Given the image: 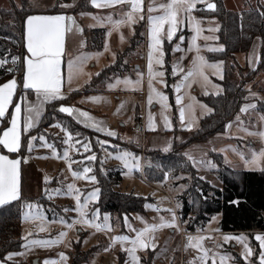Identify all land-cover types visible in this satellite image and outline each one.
Segmentation results:
<instances>
[{
  "label": "crops",
  "instance_id": "crops-1",
  "mask_svg": "<svg viewBox=\"0 0 264 264\" xmlns=\"http://www.w3.org/2000/svg\"><path fill=\"white\" fill-rule=\"evenodd\" d=\"M167 0H143V16L144 19H136L134 23L131 25L125 23L121 24L118 29L113 30V26L110 22L107 21L108 17H111L112 20H119L124 17V13L129 11L130 8L127 5H115L112 7L105 8H97L94 7L91 3V0H88V4L91 7L90 10L81 11L78 13H67V12H34L29 16L33 15H43V16H55V15H63L66 18L71 17L72 20H65L66 26L70 29L65 32V44H64V55L62 56V64L61 71L64 77L62 93L65 96L66 100L73 93L81 92L88 84L92 82L94 78H96L105 68L116 63L118 58V53L122 52L125 48L128 47L130 40L135 36L136 28L143 24L144 26V40L145 44L142 43L137 49L134 50L132 58L130 60V64L135 69L132 74L126 76H116L110 79L104 86L101 91H94L89 94H80L76 97L74 102L64 103L66 106H72L76 109H80L86 111L90 114V116L96 121L100 123V126L105 128L106 130H110L116 133V136H108L106 132H98L94 128L85 127L83 124L78 123L73 117V119L80 124L81 126L90 129L100 136L102 141H107V145H99L100 147H104L110 150H118L124 147L125 149H132L133 147H137L139 145L141 147L144 146L145 150L162 152L167 154L171 152L174 148L176 142L185 141L189 134L194 133L200 125V122L203 118L210 115L212 113V108L205 103L201 96L208 95H219L224 92V87L222 81L225 78V69L224 62L222 60H210L207 57L209 53H220L224 50V45L219 42V28L220 24L216 18L210 19H201L196 16L195 10L198 5L207 4L208 0H196L195 7L190 14L181 13V20L183 21L176 31L171 45V67L173 63L179 62L180 66L184 69V72H187L190 67L191 61L195 55V52H189L188 46L191 41L194 32L192 30V26L189 24V15L194 18L193 23H198L199 27L202 29L200 34V38L195 41L197 45L200 46V54L206 58V60L211 63L222 62L219 65V71L216 69L206 68L205 74L208 77V81L205 82L199 77L195 78L190 82V87L185 86L181 88L180 93H176L174 90V85L180 80V77L183 73H179L174 78L172 83V95L174 99V106H172L170 97L168 93H166L167 80H166V71H165V43L167 41L166 37L164 38V42L162 45V49L164 52L163 60L164 66L161 69L159 65L154 64V68L156 70H162L165 72V76L163 80L164 84L157 82V80H153V86L156 91L163 93L167 96L166 103L169 105L167 109H163L161 104L159 103L158 97L153 94L152 104H148V75H147V58L149 52V45L151 43L150 34H149V22H148V8L150 5L155 4L158 5L160 3H165ZM226 8L227 5L223 0ZM6 4V0L4 1ZM256 7V6H249ZM264 7V5H263ZM230 10L238 11L234 8H228ZM159 11H155L151 13V15H158ZM27 20V18H26ZM26 20L24 23V32L26 33ZM167 25H165L166 31ZM79 29V30H78ZM96 29H104L105 36L102 48L99 50H89L86 30H96ZM211 29V31H210ZM110 33V34H109ZM180 36H184L185 40L181 42L179 40ZM122 37V38H121ZM204 37H211V39L205 40ZM176 44H180L182 51L173 52V48H175ZM107 45V47H105ZM211 48H222V51H208L207 49ZM25 48H26V38H25ZM140 54H145V60L134 62V57H139ZM155 54V53H154ZM29 54L26 49L25 57ZM24 57V58H25ZM80 57H87L84 60L81 71L74 75L71 82L68 81V68L67 63L69 60H77ZM237 62L244 67L248 66L250 69H256L260 63L261 59V48H260V40H254L250 50L247 53H240L237 55ZM139 68V69H137ZM24 70V65H23ZM137 70L140 73H143V79L141 85L136 87L134 90L132 88H126L123 83L117 84L115 88L109 89V84H115L117 79L121 81L124 78H129L131 80H136ZM23 75V74H22ZM18 81V85L20 84L17 77H15ZM3 84V83H2ZM258 85V84H257ZM257 85L249 87L248 94L245 104H255V109H249L246 113H239L234 117L233 121L230 123L228 130L225 133L218 134L211 139L205 142H197L188 145L183 154L185 158L190 161L193 166L192 160L188 157L191 156L197 163L196 166H193L196 170L197 175L204 180L212 182L218 188H222V183L216 176L215 172L217 170V164L210 158L211 153L221 154L227 166L236 170V171H264V162H261L257 165H252L250 163H246V157L248 160H251L252 154L257 153L261 150H264V143L261 140V137L257 135L258 132H264V121L260 120V117L264 116V112L260 111L257 107L258 102L264 103V93H259L255 89ZM71 89V91H70ZM22 89L21 86L17 87V94L14 97V102L18 100L21 95ZM182 96V105L186 108L185 118L183 122L180 120L179 115V107L176 105V96ZM90 97H98L100 98L98 101L90 100ZM27 100L28 102H36L35 94L28 90L27 92ZM191 105V108L188 109L187 106ZM241 106V107H242ZM12 108H9V114H6L4 121H0V130H2V123L10 120V112ZM44 110H46V105L44 106ZM43 110V112H44ZM42 112V114H43ZM45 113V112H44ZM151 113L153 117V127H149V114ZM163 113V115H162ZM67 115V114H65ZM176 115V120L174 117ZM164 116H167L169 121V126H165ZM239 116V121L237 117ZM71 117V116H70ZM83 119V118H81ZM22 121H23V111H22ZM39 122V121H38ZM144 124L146 129V134L141 136L139 133L133 131V135L129 136L127 133L121 137L120 135V127L129 126L130 129L137 128L139 124ZM32 128L28 133L22 135V148L19 153H8L6 150L0 149V154L7 155L9 159H19L21 162L18 165L19 169V187H20V199L24 196V174H23V161L21 158V154L26 149L27 145V137L28 134H32L33 130L36 128ZM251 133V134H250ZM187 137L183 136L185 135ZM126 137V141L122 139ZM133 139L137 141V144L133 142ZM101 141V140H100ZM243 141L244 143H240ZM141 143V144H140ZM121 145V146H120ZM256 146L260 148L256 149ZM167 149V150H165ZM6 151V152H5ZM137 152V151H135ZM10 154H16V157H12ZM242 154V155H241ZM142 160V164L144 165V174H142L143 179L146 182L147 179L145 177V157L143 158L142 154H139ZM169 174H166L167 176ZM170 176V175H169ZM174 183L180 182L179 177L177 179H173ZM217 180V181H214ZM150 182V181H149ZM177 188H180V192H183L182 184H180ZM154 189V188H153ZM157 191V190H156ZM159 192V191H158ZM161 193V192H160ZM164 194V193H162ZM180 194V193H179ZM13 202V201H12ZM164 202H167L165 198ZM177 202V201H176ZM147 203H151L150 201H146ZM145 204V206H146ZM4 206V205H3ZM2 207V206H0ZM179 207L177 203V208ZM176 208V206H175ZM145 213H132L130 216H126L129 224L133 229L139 230L144 228L147 225L151 224H159L161 222V218L164 221H170L172 218V213H175L176 223L178 228L172 227H160L154 233L151 234L156 247L146 248L143 250L138 249L136 255L140 258L139 264H143L142 259L144 256L149 254L150 252H155L154 259H152L151 264H200L198 259L194 260L195 257L199 256L200 253L197 249L188 247L185 242L182 233L186 230L178 218L177 212L172 207V211H163L159 209H148L146 207ZM219 215V224L221 220V214ZM215 216V215H214ZM125 218V217H124ZM142 218V219H141ZM212 219V218H211ZM209 221L206 226L197 231H189L188 233H196L199 232L196 236L204 237V233L208 232H219V236H217V244L214 250V254H216V264H219V256L220 251L223 249V245H230L233 249L232 253H236L243 262V264H251L254 256V249L252 247V239L257 243L254 239L256 234H264V231H248V232H240V233H228V232H220L219 225L214 229L210 227ZM125 224V223H124ZM209 224V225H208ZM126 226V225H125ZM77 227V226H76ZM77 231L80 233L78 228L71 229L70 237L71 239L75 238L76 235L74 233ZM83 240L85 236L94 232L96 234V240L100 236H106L112 243L113 247H117L116 251L117 255L122 252L119 249L121 246L120 243H113L112 237L118 235H128L130 237H134L136 233L131 231L128 227H126V234H120L118 232V228L113 227L111 232H107L105 230H97L96 228H86L84 230ZM194 236V237H196ZM238 237L242 236L246 238V242L249 244L252 249V255L248 257L247 261L242 257V253L244 251L243 244L238 242L235 239H231L225 243L224 237ZM96 242V241H95ZM97 244V243H96ZM223 244V245H221ZM125 242L123 245L128 246ZM203 248L207 250V243L204 239L202 241ZM130 247V245L128 246ZM259 247V245H258ZM82 248H89L88 244L83 243ZM19 252V251H18ZM125 252V251H124ZM260 252V249H259ZM17 253V252H12ZM126 253V252H125ZM114 254V257H117ZM212 253L209 252V256L211 257ZM16 256V255H15ZM15 256H13L10 260L6 261V264H18L16 262ZM119 257L117 258L118 261ZM0 261H4L1 260ZM120 261V260H119ZM128 261V264H132L131 257L126 253V258L124 260ZM259 261V255H258ZM38 264V263H37ZM87 264V263H86ZM118 264V263H116ZM207 264H212L211 258H209ZM226 264H242L234 262L233 258H229L226 261Z\"/></svg>",
  "mask_w": 264,
  "mask_h": 264
},
{
  "label": "trees",
  "instance_id": "trees-1",
  "mask_svg": "<svg viewBox=\"0 0 264 264\" xmlns=\"http://www.w3.org/2000/svg\"><path fill=\"white\" fill-rule=\"evenodd\" d=\"M208 1L207 4L198 5L195 14L201 19L216 18L220 24L219 42L224 45V50L220 53H209L207 57L210 60H222L224 62L225 78L222 81L224 92L216 96H201V99L212 108V113L201 120L199 128L194 133L189 134L185 141L176 142L171 152L167 154L162 152L146 153L145 175L151 177L149 180L157 182H161L166 174H169L172 179L181 176L186 177L188 188L178 198V202L181 204L178 212L186 231L194 232L203 229L215 214H221L219 228L222 232L264 231V171H236L226 165L221 154L211 153L210 158L218 166L215 174L222 183V188H218L212 182L201 179L183 154L188 145L205 142L218 134L225 133L234 117L239 113L249 91L244 86L245 82L236 77V71L248 70V66L242 67L237 62V55L247 53L256 39L260 40L261 59L256 69L249 70V78L254 76L258 70L264 72V15H261L264 12V7H249L238 12L228 10L223 0ZM27 2V0H23L20 9H0V58L8 59L4 68H0V84L12 77H17L20 84L22 83V62L26 54L24 23L26 18L34 13L26 9ZM208 4H213L215 7L210 9L207 7ZM90 9L88 4V7L82 11ZM2 17L6 18L2 19ZM86 35L89 50L102 48L105 36L104 29L86 30ZM143 39V26L139 25L128 47L118 53L115 64L105 68L81 92L73 93L64 101H53L46 105L45 113L32 134L38 133L37 130L41 125L49 126L54 123L52 115L59 113L62 115L61 120L67 124L66 128L73 135L79 131L90 137L94 149L100 147V143H97V140L100 141L98 133L81 126L70 116L55 109L60 104L74 102L80 94L101 91L113 77L132 74L135 68L131 66L129 59L134 50L142 44ZM171 45L172 42L165 43L166 93H168L171 104L175 108L172 95L174 78L171 75ZM12 56L19 57L15 65L11 62ZM7 68L14 70L9 73L5 70ZM257 107L264 112L263 102H258ZM174 120H176V115ZM6 125L7 121L3 122L2 129ZM10 155L12 157L17 156L16 154ZM93 170L100 188L98 206L102 211L110 212L113 215V223L121 226L124 223V216L147 211L144 198L119 190L123 180L122 171L119 167H110L104 172L100 164L96 163ZM233 201L238 203H232ZM24 203L25 200L22 197L0 207L1 260H4L8 253L20 251L22 247L20 223ZM118 228L122 229L119 226ZM251 244L254 249L251 264H259V247L253 239ZM95 249L94 246L93 252ZM93 252L86 251L83 253L76 250L72 264H82L88 261ZM80 254L85 256L82 258ZM233 260L243 264L237 255L233 257Z\"/></svg>",
  "mask_w": 264,
  "mask_h": 264
},
{
  "label": "snow or ice",
  "instance_id": "snow-or-ice-1",
  "mask_svg": "<svg viewBox=\"0 0 264 264\" xmlns=\"http://www.w3.org/2000/svg\"><path fill=\"white\" fill-rule=\"evenodd\" d=\"M91 3L94 7L105 8L112 7L115 5H127L130 10L124 13V17L119 20H112L111 17L107 18V21L110 22L113 26V30L119 28L121 24H129L135 22L138 19H144L143 16V0H91ZM196 0H167L165 3H160L158 5L152 4L148 8L150 13L148 16L149 22V34L151 43L149 45V52L147 58V75L148 79V104H152L153 94L159 99V103L163 109H167L169 105L166 103L167 96L161 92L156 91L153 86V80L164 84L165 81L163 77L165 72L162 70H156L155 65H159L162 69L164 66V52L162 45L164 38L166 37L167 41L171 42L173 37L178 30L179 25L183 22L181 20V13L190 14L195 7ZM208 8L212 9L215 7L213 4H208ZM159 11L158 15H151V13ZM264 15V12L261 13ZM71 21V17H65L63 15L55 16H43V15H33L28 16L26 20V49L28 56L23 59V75H22V85H18V81L15 77L7 80L3 84H0V121H4L6 114H9V108L11 106L12 110L10 112V120L7 121V125L0 130V149L6 150L8 153H19L23 146L22 144V135L28 133L32 128H34L42 116L44 106L51 104L53 101H62L65 99V96L62 93V86L64 77L61 71L62 56L64 55V44H65V32L70 30L66 24L65 20ZM194 18L189 15V24L192 26L194 35L189 42L188 51L195 52L193 60L191 61L190 67L187 72H184V69L180 66L179 62L173 63L171 67V73L173 76H176L179 73H183L180 77V80L174 85V90L176 93H180L181 88L185 86L190 87V82L195 78L199 77L203 81L207 82L208 77L205 74L206 68L216 69L219 71V65L222 62L209 63L204 56L200 54V46L195 43L196 40L200 38L202 29L199 27L198 23H193ZM165 25H167L165 31ZM79 30V29H78ZM211 31V29H210ZM110 34V33H109ZM122 38V37H121ZM205 40L211 39V37H204ZM179 40L183 42L185 40L184 36H180ZM107 47V45L105 46ZM208 51H222V48H211L207 49ZM182 51L180 44H176L173 48V52ZM155 53V54H154ZM19 57L12 56L11 62L13 65L16 64ZM87 57H80L77 60H69L67 63L68 68V81L71 82L74 75L78 74L81 71V66L84 60ZM8 63V59L0 58V68ZM7 72L11 73L14 69L7 68ZM138 78L136 80H131L129 78H124L122 81L120 79L116 80L115 84H109V89L115 88L117 84L123 83L126 88H132L133 90L141 85L143 79V73H140L137 70ZM21 86L22 92L18 100L14 102V97L17 94V87ZM31 90L36 97V102H28L27 92ZM71 91V89H70ZM90 100L98 101V97H90ZM182 96H176V105L179 107L180 120L183 122L185 118L186 108L182 105ZM188 109L191 108V105L187 106ZM255 104H245L240 108L241 113L248 112L249 109H255ZM60 113L67 114L68 116L73 117L78 123L83 124L85 127L94 128L98 132H106L108 136H116V133L100 126L99 122H96L88 112L76 109L72 106H66L60 104L58 108L55 109ZM22 111H23V121H22ZM163 115V113H162ZM83 118V119H81ZM165 126H169V121L167 116H164ZM239 121V116L237 117ZM260 120L264 121V116L260 117ZM153 117L151 113L149 114V127L152 128ZM53 127H59L65 134V138L62 143L67 145L63 151L62 157L58 155L56 146L54 144L48 143L44 135H40L38 138L36 136H29L27 138V151L31 152L34 147V141L39 139L41 146L51 149L52 155L55 158H62L68 163V168L72 172V176L75 179H85L89 181H96L95 175H88L92 171L91 168L85 167L82 172L73 171L71 160L70 150L75 149L79 152V149L76 147L77 144L81 142L77 140L75 144L73 143V136L66 128H63L59 123L51 125ZM230 126V125H229ZM251 134V133H250ZM261 138H264V132L256 133ZM79 136V133H76ZM97 143L101 145L107 144V141H99ZM82 147L85 152H88L91 148L90 143H83ZM167 150V149H165ZM242 155V154H241ZM131 157L133 161H137L138 158L133 156L131 153L123 152L120 155H116L114 158L122 161L125 167H128V158ZM47 158V157H44ZM192 160L193 166H196V161L189 156ZM246 163L252 165H257L261 162H264V150H261L259 154L253 153L251 160H248L246 157ZM27 159L26 157L24 158ZM89 160H95V155L87 157ZM19 159H9L7 155L0 154V206L8 204L12 201H17L20 199V187H19V169L18 165L20 164ZM138 168V163L134 165ZM48 182L47 177H45V183ZM68 194H71L75 201V208L73 209L79 213V219L73 220L72 223H68L66 220L61 219L60 223L64 224L68 228H72L76 223H81L94 227L97 230L106 229L111 231V225L107 223L109 220L108 215L104 216L105 224L101 225L99 223H94L93 219L88 218V214L85 212V209L88 207L90 201H96L99 196L100 190L98 188L92 190L84 197L83 203H81V192L80 189L75 188L74 185L69 184L67 186ZM47 198L52 199V193L55 195H60L59 189H54L52 192H49L48 189L44 190ZM232 203H238L233 201ZM41 206L33 205L29 203L27 208L32 210L24 213L23 219L25 220H39V230L45 231L46 216L39 211ZM146 207H151L147 205ZM67 212L69 209H63ZM171 212V209L167 210ZM98 210L93 213V216H98ZM142 219V218H141ZM125 225L136 233L134 237L128 235H118L112 237L113 243L120 242L121 250L125 251L128 256L131 257L132 264H139L140 258L136 255L138 249L143 250L146 248H155L156 244L151 236L158 228L160 227H172L178 228L176 223L175 213H172V218L170 221H164L161 218L159 224L147 225L144 228L139 230L133 229L130 224H128L127 217L124 218ZM31 235V233H29ZM66 233H59L60 237L65 236ZM205 237L202 236H189L188 237V247L197 249L200 253L199 256L195 257L194 260L198 259L200 264H207L209 258L212 260V264H216V254L209 256V252L203 248L202 241ZM225 243L231 239H235L241 244H243L244 251L242 257L247 261L252 253V249L249 244L246 242V238L242 236L230 237L225 236ZM254 239L258 242L259 245V264H264V234H256ZM130 245V247H124L125 244ZM32 243H45L50 244L53 241H32ZM27 245H25L26 247ZM111 247V245L109 246ZM108 251V248L104 249ZM23 253H8L4 258V261H0V264H6L7 260H10L15 255H22ZM62 259H66L63 253L59 254ZM229 259L226 255L219 256V264H226V261ZM44 264H56L55 261L45 260ZM125 264H128V261H125Z\"/></svg>",
  "mask_w": 264,
  "mask_h": 264
},
{
  "label": "rangeland",
  "instance_id": "rangeland-1",
  "mask_svg": "<svg viewBox=\"0 0 264 264\" xmlns=\"http://www.w3.org/2000/svg\"><path fill=\"white\" fill-rule=\"evenodd\" d=\"M4 1L5 0H0V9L12 10L14 8L16 9L22 8L23 0H6V4H4ZM27 1H28L27 2L28 6L26 7V9H28V11H33V12L78 13L81 12L82 9L88 7V0H27ZM224 1L228 8H234L237 10H241L243 8L241 11L248 9L250 5L260 6V7L264 5V0H224ZM4 18L6 17H2V19ZM7 22L9 21L7 20ZM141 25L143 26V24ZM143 31H144V26H143ZM142 43L145 44L144 39ZM131 58L132 56L130 57L129 60H131ZM139 59L145 60V54H140ZM249 70L250 68L248 67V70L244 69L240 72L236 71L237 72L236 77L238 79L240 78L241 80H243V82H245L244 85L245 88L249 89V87L258 84L253 90H256L259 93H264V72L258 70L254 76L249 78ZM44 112L41 118L43 117ZM61 116L62 115H60L59 113L53 114L52 117H53V121L55 122L52 123L51 125L59 123L63 128H66L67 124H65L64 120H61ZM40 120L36 125L37 127L40 123ZM51 125L49 126L41 125L40 128L37 130L38 133L28 134V137L36 136L38 138L40 135H44L48 143L54 144L56 146L58 155L62 157L63 151L67 147V145H64L62 143L63 139L65 138V134L61 130V128L53 127ZM119 130L121 131L120 132L121 137H123L126 133L129 136H132L133 131H135L136 128L130 129L129 126L126 127L119 126ZM68 132L70 131L68 130ZM135 132H137V130ZM76 133H79V136L73 135L71 133L73 136V143L75 144L77 140H79L81 143L76 145V147L79 149V152H77L75 149L70 150L71 160L74 161L72 163L73 171L82 172L85 167H89L92 169V171L88 173V175L96 176L93 170V167L96 163L100 164V167L104 172L110 167H115V166L119 167L122 171V176H123V180L119 188L120 191L124 193H130L135 196L142 197L146 201H150L151 203L146 204V206L147 205L151 206V207H147L148 209L150 208L154 210L161 209L163 211H167L171 209L172 211V207H173L177 212L178 218L180 219L178 211L181 204L180 202H178V198L180 195H183L184 190L188 188L186 184L187 182L186 177L181 176L179 178L180 182L177 183H174V180L169 175L165 176V178L161 182L151 181L149 180V178L151 179V177L145 175L148 181L146 182L145 179H143L144 176L142 177V174H144V165L142 164V160L139 154H142L144 158L147 152H155V151H149L147 149L145 150V147L142 145L141 147L139 145H137V147H133L134 150L137 152L129 148L125 149L124 147H121L122 149H118V150H110L104 147H98L97 149H94L90 137L82 134L79 131H77ZM138 133L139 132H137V134ZM145 134H140V135L143 136ZM184 137H187V134L186 136L184 135L183 138ZM100 140L102 141V139ZM122 140L126 141V137L123 138ZM261 140L264 143V138H261ZM133 142L137 144V141L134 139ZM33 143H34V147L31 152H28L26 148L25 151H23V153L21 154V158L23 161V174H24L23 199L25 200V203L22 209L21 223H20L22 247L20 251L17 253H23V254L15 256L14 259H16V262H18V264H34V261L37 260L38 264H44L45 260H50V261H55L56 264H72V260L74 259L73 257L76 253V250H79L83 253L86 251L93 252L95 246L96 249L90 256L89 260L82 264H86V263L87 264H116V263L124 264L126 253L122 251L120 252L119 255H117L118 253L116 251L117 247H113L111 241L106 236H100L96 240V234H94V232H90L85 236V239L83 240V236L85 233L84 230L86 228H94V227H90L88 225H84L81 223H76L74 225V228L75 229L78 228L80 233H78L77 235V231H76L74 235H76L75 238L77 237L78 238L71 239L72 236L70 237V232L73 227L68 228L64 224L60 223L61 219L66 220L68 223H72L73 220H78L80 218L79 213L73 210L75 208L76 201L71 194H68L67 186L69 184H72L75 186V188L80 189L81 203H83L84 197L87 196L89 192H91L96 188L100 190L97 176L95 182L85 179H75L72 176V172L68 168L67 161H65L62 158L53 157L51 149L41 146V142L39 141V139H37ZM83 143H90L91 148L88 152L84 151L82 147ZM240 143L243 144L244 142L240 141ZM105 145L107 144H104L103 146ZM258 148L260 147L256 146V149ZM125 151L131 153L133 156L138 158L137 161H133L132 158L129 157L128 167H125L122 161L114 158L116 155H120ZM92 155H95L96 157L95 160L87 159V157H90ZM25 157L27 158L26 160L24 159ZM137 163H138V168L134 166ZM45 177H47L48 179L47 183H45ZM189 183L190 185H192L191 182ZM180 184H182L183 192H180V188H177ZM158 185H165V188L161 190L157 187ZM45 189H48L49 192H52V190L54 189H59L61 194L55 195V193H52V199H48L44 191ZM165 198L167 199V202H164ZM99 201H100V192L98 199L96 201H90L88 207L85 209V212L88 214V218L93 219L94 223H99L103 225L106 223L104 221V216L108 215L109 220L107 221V223L111 225V229L113 227L118 228L119 226L122 229L120 230L118 228V232L120 234H126L127 226H125L124 223L121 226L117 223H113L114 220L113 215L110 212L102 211L98 206ZM29 203L33 205L41 206L39 208V211L46 216L45 231L39 230V224H40L39 220L23 219L25 212L32 211L27 208V205ZM177 203L179 205L178 208H177ZM195 205L197 206V204ZM63 209H69V211L65 212L63 211ZM97 210L99 215L94 217L93 213H95ZM126 216H130V215H126ZM210 221H211L210 227L216 229V227L219 225V215L215 214V216H213ZM102 230H104L105 232L106 229H102ZM106 231L111 232L108 230ZM61 232L66 233V235L60 237L59 233ZM188 232L189 231L185 230L182 233L183 238H185L186 233ZM29 233H31V235H29ZM196 233L199 234V232ZM207 234L209 236H213L215 240L217 239V236H219V232L217 233L208 232ZM32 241H53V243L34 244L32 243ZM82 241L83 243L88 244L89 248L83 249ZM118 243L120 242H117V244ZM25 245L27 246L25 247ZM110 245L111 247H109ZM128 246H125V248ZM105 248H108L109 250L105 251L104 250ZM119 249L121 250V246H119ZM232 251L233 249L230 247V245L228 246L223 245V249L220 251V255H226L232 259L236 255V253H232ZM60 253H63L66 259H62L59 255ZM114 254L117 255V257H114ZM80 255L82 258L85 256L83 254ZM154 256H155V252H150L149 254L144 256L142 259L143 264H151V261L152 259H154ZM118 257L119 259L117 261Z\"/></svg>",
  "mask_w": 264,
  "mask_h": 264
},
{
  "label": "built area",
  "instance_id": "built-area-1",
  "mask_svg": "<svg viewBox=\"0 0 264 264\" xmlns=\"http://www.w3.org/2000/svg\"><path fill=\"white\" fill-rule=\"evenodd\" d=\"M136 62H139V61H143V60H140L139 57H135L134 59ZM136 130L140 133V134H145L146 132V129H145V126L144 124H139L138 127L136 128ZM159 189L163 190L165 188V185H158L157 186ZM198 233H186V236L184 238V241L185 243H189L188 241V237L191 235V236H195L197 235ZM205 236V239L207 241V251L214 254V250H215V246L217 244V241L214 239L213 236H209L207 233L203 234Z\"/></svg>",
  "mask_w": 264,
  "mask_h": 264
},
{
  "label": "water",
  "instance_id": "water-1",
  "mask_svg": "<svg viewBox=\"0 0 264 264\" xmlns=\"http://www.w3.org/2000/svg\"><path fill=\"white\" fill-rule=\"evenodd\" d=\"M37 263H38L37 260H35V261H34V264H37Z\"/></svg>",
  "mask_w": 264,
  "mask_h": 264
}]
</instances>
